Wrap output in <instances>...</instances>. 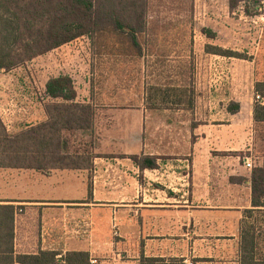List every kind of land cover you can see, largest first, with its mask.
<instances>
[{
	"label": "crops",
	"instance_id": "obj_1",
	"mask_svg": "<svg viewBox=\"0 0 264 264\" xmlns=\"http://www.w3.org/2000/svg\"><path fill=\"white\" fill-rule=\"evenodd\" d=\"M224 18L233 24L230 17ZM241 22L240 27L209 29L217 35L214 39L202 32L203 48L196 37H187L194 45L188 55L178 46L169 54H154L155 74L166 68L176 83L186 59H191L196 87L233 90L236 96L225 92L217 113L200 112L196 102L198 111L193 112L194 106L191 111L150 114L132 99V89L148 86L142 48L137 50L142 64L137 79L131 75L129 57L117 48L104 53L93 47V37H80L43 55L48 77L32 83L39 94H45L51 78L68 75L76 102L93 108L94 144L84 138L71 151L77 157L89 156L90 166L41 170L1 161L0 249L10 247L12 231L14 258L55 252L61 260L84 252L90 264H242V247L253 239L256 258L263 259L264 207L253 206L251 174L264 159V122L255 120V107L264 106L257 89L264 84V73L260 76L254 54L245 51L259 43L263 29L253 26L255 20L243 26ZM84 38L90 41L88 50ZM207 47L230 49L246 58L213 54ZM94 72L102 75L97 86ZM106 75L115 79L106 81ZM10 88L0 86V122L6 132L19 134L48 122L45 110L53 100L42 98V106L38 103L28 114H10ZM256 95L263 101H256ZM231 104L239 105L237 113L229 112ZM134 156L155 157L157 169L142 170ZM3 257L0 253V263Z\"/></svg>",
	"mask_w": 264,
	"mask_h": 264
},
{
	"label": "trees",
	"instance_id": "obj_2",
	"mask_svg": "<svg viewBox=\"0 0 264 264\" xmlns=\"http://www.w3.org/2000/svg\"><path fill=\"white\" fill-rule=\"evenodd\" d=\"M245 2L248 17L258 16L262 7L260 0H230L234 10ZM146 0H0V76L52 52L80 37H93L97 33L111 30L128 35L132 45L141 50L138 35L146 32L148 21ZM209 38L217 35L203 29ZM217 55L246 58L245 55L218 47H207ZM264 97V84L258 87ZM44 99L54 102L46 106L49 120L27 132L9 134L0 122V162L9 166L46 169H83L89 167L90 157L72 155L75 142L88 139L94 144L93 108L76 102L77 92L68 75L51 78L46 84ZM239 105L231 104L229 112L235 114ZM256 122H264V106L255 107ZM87 146V145H86ZM86 151H88L86 149ZM78 153V152H76ZM134 162L142 169H157V159L150 156H134ZM233 183L240 182L232 178ZM252 202L254 207H264V159L251 174ZM251 214L252 211H248ZM14 220V209H10V223ZM10 234V247L0 249L4 254L0 264H90L88 253L66 255L58 260L55 252H40L38 255H18L14 258ZM242 264H264L256 258L252 239L242 247Z\"/></svg>",
	"mask_w": 264,
	"mask_h": 264
},
{
	"label": "rangeland",
	"instance_id": "obj_3",
	"mask_svg": "<svg viewBox=\"0 0 264 264\" xmlns=\"http://www.w3.org/2000/svg\"><path fill=\"white\" fill-rule=\"evenodd\" d=\"M146 1L147 12L145 18L148 21V28L146 32L138 35V41L145 56L143 61H145V66L147 68L146 77H148V86L145 89H132V92L135 95L132 99L134 98L136 101H139L141 105L143 104L150 114H171L182 109H185L184 111H191L196 102L201 104L199 106V111L201 110L200 112L213 111L217 113L218 111H222L223 104H220V100L226 96L225 92L228 94L230 93L232 97H235L236 94L233 93V90H222L221 88H216L215 86L211 88L210 85L205 87H196L195 83L197 81V71L196 68L193 67L191 59H186V65L182 68L183 70H180L178 81L176 83L174 82V79L171 80L172 73L166 68H163L162 71L160 69L161 72L159 73L156 71L155 74L153 66V63H155L154 54L156 50L163 52V54H169L172 49L179 48L181 54L185 53V55H188V51L190 48L193 49L194 45L190 46V42L187 40V37H196L200 48H203L204 37L201 35L203 29L212 30L214 27L221 28L222 25H225L227 28L231 26L240 27V18H242V26L246 20H255L257 25L252 23L253 26H256L257 30L263 29L264 33V0H260L262 7L258 10L259 15L249 18H247L248 16L245 13L246 4L244 1L234 10H232L229 6L230 0ZM247 2L251 3L249 4L250 10L253 11L252 2ZM225 16L230 17L231 19L229 21H233V24L225 23ZM231 28H229V30H231ZM263 33L260 34L258 40L259 43L262 40V44L258 43L259 45L256 44L255 46H250L245 49V51L254 54L255 66L259 67L260 76L264 73ZM93 38L94 41L91 40L93 47L104 51V53H108L110 49L117 48V50H120L121 55L129 57L128 60L130 61V65L132 67L131 75L135 79L138 78L140 74L139 69L142 64L137 58L138 49L132 45L131 39L128 35H119L115 34L111 30H108L104 33L95 34ZM89 47L90 41L88 40V46H85V48L88 50ZM100 55L101 54H99V56ZM46 64V57L40 56L35 60L25 63L23 66L6 73L4 77H0L1 88L4 86L5 88H10L9 86L12 85L10 88L11 90L9 89V91L13 93L12 96L14 97V103L13 107L10 108V114H28L31 113L32 108L35 110L38 108V103L42 106L43 95L39 94V90L35 85L33 86L32 83L34 79L38 82V84L46 80L48 72H45V69H43L46 67ZM116 73L118 74L116 75L117 77L121 75V71ZM94 74L93 83L97 86L102 80V75L97 72H94ZM53 75H58V72H54ZM214 76H218V73L215 72ZM105 77H107L106 81H110L114 76L106 75ZM210 80H212V77H210ZM1 81L4 82L3 87ZM155 85L161 86L155 87ZM30 99H33V106H30ZM215 102H217L218 105H212ZM194 111H198L197 106L194 107L193 112ZM220 155L221 157H226V155L229 154L214 153L215 157ZM230 155L233 157L236 156L235 153Z\"/></svg>",
	"mask_w": 264,
	"mask_h": 264
},
{
	"label": "built area",
	"instance_id": "obj_4",
	"mask_svg": "<svg viewBox=\"0 0 264 264\" xmlns=\"http://www.w3.org/2000/svg\"><path fill=\"white\" fill-rule=\"evenodd\" d=\"M83 42L87 44L86 46H88V39H87V38H84V39H83ZM84 47H85V46H84ZM0 86H1V84H0ZM255 98H256V101H263V99H262L259 95H256ZM49 99H50V98H49ZM246 166H247L249 169H252V168H253L252 163L249 162L248 160H246ZM115 229H117V228H115ZM116 235H117V234H116Z\"/></svg>",
	"mask_w": 264,
	"mask_h": 264
}]
</instances>
